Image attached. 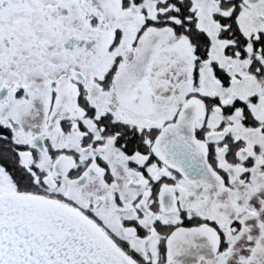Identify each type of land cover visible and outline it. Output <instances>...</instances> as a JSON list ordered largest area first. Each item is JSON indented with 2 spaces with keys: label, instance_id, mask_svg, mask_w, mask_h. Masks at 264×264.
<instances>
[{
  "label": "snow or ice",
  "instance_id": "1",
  "mask_svg": "<svg viewBox=\"0 0 264 264\" xmlns=\"http://www.w3.org/2000/svg\"><path fill=\"white\" fill-rule=\"evenodd\" d=\"M0 264H264V0H0Z\"/></svg>",
  "mask_w": 264,
  "mask_h": 264
}]
</instances>
